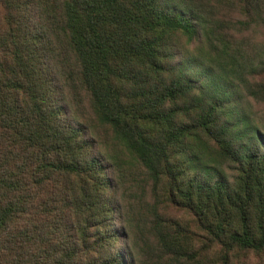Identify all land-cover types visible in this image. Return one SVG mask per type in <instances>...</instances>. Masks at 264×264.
Wrapping results in <instances>:
<instances>
[{"label":"trees","instance_id":"trees-1","mask_svg":"<svg viewBox=\"0 0 264 264\" xmlns=\"http://www.w3.org/2000/svg\"><path fill=\"white\" fill-rule=\"evenodd\" d=\"M263 24L0 0V264H264Z\"/></svg>","mask_w":264,"mask_h":264},{"label":"rangeland","instance_id":"rangeland-1","mask_svg":"<svg viewBox=\"0 0 264 264\" xmlns=\"http://www.w3.org/2000/svg\"><path fill=\"white\" fill-rule=\"evenodd\" d=\"M250 34L254 38H256L257 40H261L262 39L264 41V24L262 26H260V27H256V31L253 30V31L250 32ZM197 71H199V70H197ZM198 73H199V74H197L198 77H200L201 74H202V76L204 78L206 77L204 72L203 73L202 72H198ZM258 259H259L258 257H252L253 264H256Z\"/></svg>","mask_w":264,"mask_h":264}]
</instances>
